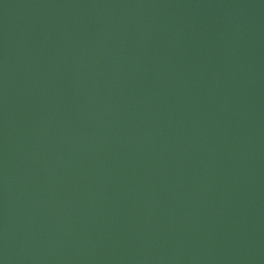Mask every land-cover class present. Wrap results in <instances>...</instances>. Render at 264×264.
Instances as JSON below:
<instances>
[{
	"label": "water",
	"instance_id": "water-1",
	"mask_svg": "<svg viewBox=\"0 0 264 264\" xmlns=\"http://www.w3.org/2000/svg\"><path fill=\"white\" fill-rule=\"evenodd\" d=\"M0 264H264V0H0Z\"/></svg>",
	"mask_w": 264,
	"mask_h": 264
}]
</instances>
